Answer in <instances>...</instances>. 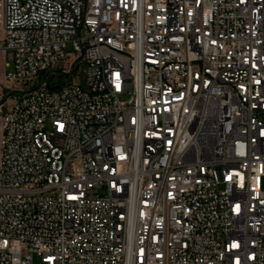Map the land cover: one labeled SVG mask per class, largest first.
<instances>
[{
    "label": "built area",
    "instance_id": "2783aa9c",
    "mask_svg": "<svg viewBox=\"0 0 264 264\" xmlns=\"http://www.w3.org/2000/svg\"><path fill=\"white\" fill-rule=\"evenodd\" d=\"M1 70L0 264H264V0H0Z\"/></svg>",
    "mask_w": 264,
    "mask_h": 264
},
{
    "label": "rangeland",
    "instance_id": "374dc122",
    "mask_svg": "<svg viewBox=\"0 0 264 264\" xmlns=\"http://www.w3.org/2000/svg\"><path fill=\"white\" fill-rule=\"evenodd\" d=\"M83 68L84 67H82V66L80 67L79 66L78 71L75 72L73 75H69V76H66V77L63 76V83H69L70 81L80 82V80H81V76L80 75L83 72ZM0 77H1V82H2L3 87L6 88L9 85V83L6 82L4 80V78H3V70H1V76ZM8 92L9 91L6 89L4 99L6 98V95H7ZM6 107H7V105L5 103L0 106V122H1V119H2V115L4 114V112L6 110ZM34 264H40V261H39V259L37 257H35V259H34Z\"/></svg>",
    "mask_w": 264,
    "mask_h": 264
},
{
    "label": "water",
    "instance_id": "95a60500",
    "mask_svg": "<svg viewBox=\"0 0 264 264\" xmlns=\"http://www.w3.org/2000/svg\"><path fill=\"white\" fill-rule=\"evenodd\" d=\"M84 54V52H82V55Z\"/></svg>",
    "mask_w": 264,
    "mask_h": 264
}]
</instances>
